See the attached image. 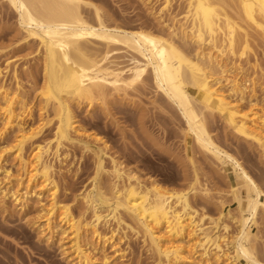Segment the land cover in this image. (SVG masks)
<instances>
[{
	"label": "bare ground",
	"instance_id": "1",
	"mask_svg": "<svg viewBox=\"0 0 264 264\" xmlns=\"http://www.w3.org/2000/svg\"><path fill=\"white\" fill-rule=\"evenodd\" d=\"M184 1V20L173 17L171 25H162L168 32L157 34L141 27L128 30L109 26L99 6L87 0H5L16 13L25 45L36 43L42 49L39 53L46 77L42 91L46 107L40 109L37 124L27 126L26 118L33 119V113L25 101L18 71L14 68L13 89L6 86L0 69V141L8 134L14 136L12 147L0 148L1 205L11 201L26 212L34 201L37 214L29 226L48 246L58 244L70 264H117L125 257L119 244L127 231L141 236L150 246L155 253L154 264H264L256 255L258 235L253 233L264 212V190L234 155L216 143L207 119L209 114L219 115L235 134L264 152V107L257 106L255 87H249L251 80L243 79L241 60L256 42L264 46V0ZM172 2L163 1L161 18L170 15ZM85 8L92 9L94 22L86 17L90 11ZM179 39L184 45L194 46V54L186 51ZM91 43L106 48L101 56L105 60L113 50L125 49L131 59L143 61L155 88L177 108L185 122L183 134L190 141L187 150L191 143L222 167L237 204V217H232L238 229L234 238L226 235L229 225H220V220L206 225V216L193 207L191 195L194 199L203 195L207 203L212 195L208 188L199 187L196 171L189 189L174 191L155 179L141 181L109 154L101 138L95 139L96 148L86 140L90 136H84L72 103L77 101L80 106L85 99L91 102L96 91L102 92L105 78L98 77L100 72L112 76L117 87L119 81L122 83L114 70L109 72L101 66ZM91 69L99 74H91ZM245 101L250 109L247 113L242 112ZM50 102L53 116L48 110ZM53 122V137L38 140ZM28 143L32 149L26 155ZM65 143L78 145L94 156L95 185L80 194L90 216H76L69 204L59 201L53 161L60 165L66 162L69 154L61 152ZM5 154L14 158L11 167L4 164ZM193 158L189 155L192 165ZM101 176L110 179L108 191L96 183ZM219 205L221 212L230 214L225 203ZM221 228L225 235L220 234Z\"/></svg>",
	"mask_w": 264,
	"mask_h": 264
},
{
	"label": "rangeland",
	"instance_id": "2",
	"mask_svg": "<svg viewBox=\"0 0 264 264\" xmlns=\"http://www.w3.org/2000/svg\"><path fill=\"white\" fill-rule=\"evenodd\" d=\"M87 1L99 6L101 12L106 15L104 16L109 26L119 25V27L128 30L141 27L157 34L168 32L167 28L162 25H164L163 23L171 25L170 19L173 17L176 16V19L184 20L183 17L187 11L184 0H173L170 15L163 14L162 18L160 10L164 0H151V3L146 0ZM84 10L88 9L85 8ZM91 10L89 9L88 12L92 13ZM90 12L85 13L86 15L89 14L85 16L87 18L89 16V21L94 22V15L93 13L90 15ZM161 19H164L165 22ZM256 37L255 41H259V38L256 39ZM179 42L182 46L184 45L182 40L179 39ZM100 44L91 43L89 45L94 52H98H95V55L99 56L97 59L101 66L104 65L103 68L105 67L109 72L114 70V73L120 76L118 78L121 79L122 83L119 81L118 85L120 86L117 87L113 84L115 79L111 78L112 76L108 75L107 77L104 72H100L98 75L97 69H91L93 70L91 71L93 73L90 72L91 74L96 73L98 77L105 78L104 84L101 85V91L104 94L98 90L91 102L85 99L80 106H78L77 101L72 103V108L83 129L84 136H90L86 140L92 148H96L95 139L101 138L108 145L109 154L116 159L118 158L117 160L122 162L126 169L136 173L141 181L155 179L161 185L174 191L189 189L194 174L197 173L200 179L199 183L201 182L199 187L208 188L209 195H212L209 197L210 203L209 201L208 203L204 202L203 195L198 194L199 197L196 196L195 199L191 195L193 207L199 211L201 216H206V225L210 221L211 224L219 220L220 225H229L227 234L223 228H221L220 234L234 238L238 229L232 217H237V204L231 194L230 179L226 173L224 174L222 167L191 143H189L187 150L186 143L189 140L186 141L183 134L185 122L177 108L155 88L152 74L143 61L141 63V60L131 59L130 54L125 49L113 50L114 52L112 51L105 60L102 54L106 52V48ZM257 44L256 42V46L252 47L241 58L246 74L243 73L245 76L243 79L251 80L249 87H255V95L258 98L257 106L264 107V46ZM38 47L36 43L25 45L24 35L17 26L16 13L5 0H0V69L5 74L6 86L9 85L13 89L16 86V81L12 77L14 68L18 71L25 101L30 108L32 107L33 113V119L26 118L27 126L32 125V123L37 124L40 109L46 107V98L42 94L46 77L43 57L39 53L42 49L39 47L38 50ZM183 48L187 49L186 51L190 54H194V46L184 45ZM99 58H103V60ZM96 97L97 99H95ZM247 105L249 104L245 101L242 112H249L250 109ZM50 106L51 102L48 110L49 114L53 116ZM218 116L212 115L211 117L210 114L207 116V119L209 118V130L216 143L234 155L264 190V152L262 153L260 148L251 141L235 134ZM54 122L44 128L38 140L42 138L49 140L53 137ZM13 140V134H8L4 141L3 139L2 142L0 141V148L6 145L5 147L9 149L12 147ZM192 146H194V151ZM31 149L30 143L26 144L25 154L29 155ZM61 152L63 154L68 153L69 156L63 165H60L56 160L53 161L55 162V179L59 185V201L69 204L76 216L83 215V213L85 216H90V212L85 211L86 208L81 201L82 198L80 199V194L85 189H91L95 185L93 182L96 174L94 156L78 145L66 143ZM5 155L6 162L4 164L6 167L15 164L14 158L10 154ZM189 155L194 157L193 162L196 167H193L194 165L188 161ZM106 163L107 168H109L108 159ZM221 175L222 179L220 178ZM100 179L96 183L100 182L102 188L106 189L104 191H108L110 179L107 176H101ZM222 202L228 206L230 214L221 212L222 207L219 204ZM30 203V207L25 212L20 211V207H15L11 201H8L6 206H2L0 199V264H70L62 255L58 244L48 246L41 240L37 231L30 227L29 222L35 219L38 208L34 201ZM3 207L7 208H5L7 212ZM263 213L261 212L258 218V230L255 229L253 233L257 232L258 235L254 243L256 255L264 262ZM127 234L126 238L122 239L123 241L121 240V244H119L125 257L119 260L117 264H154L155 253L148 244L144 243L143 238L131 231H127ZM230 240L233 241L232 238ZM221 244L224 249L227 248H225V242ZM107 251L111 253L110 249Z\"/></svg>",
	"mask_w": 264,
	"mask_h": 264
}]
</instances>
